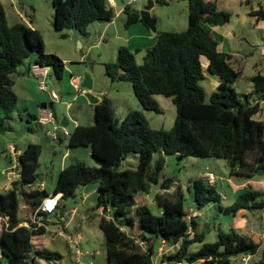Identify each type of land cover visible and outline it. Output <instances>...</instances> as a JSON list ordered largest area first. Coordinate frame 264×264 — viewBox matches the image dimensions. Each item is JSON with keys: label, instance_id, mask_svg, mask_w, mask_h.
Instances as JSON below:
<instances>
[{"label": "trees", "instance_id": "16d2710c", "mask_svg": "<svg viewBox=\"0 0 264 264\" xmlns=\"http://www.w3.org/2000/svg\"><path fill=\"white\" fill-rule=\"evenodd\" d=\"M168 2L167 0H156ZM188 25L185 29H164L157 40L147 47L144 61L136 60V51L121 45L117 59L105 62L106 73L114 80H129L141 104L146 109L161 111L156 94L170 96L176 105L177 116L171 128H154L142 109L133 108L119 120L110 100L104 97L95 105L93 124L78 123L70 131L71 146H91L98 165L84 160L65 165L54 190L63 198L74 195L76 189L97 181V200L93 206L110 207V215L98 214L103 230L108 264H155L154 238H161L177 248L163 256L165 264L181 261L184 264H233L234 257L255 252L260 243L235 228H219V237L205 241L206 231L198 230L196 215L188 218L183 193L178 197L164 194L153 200L162 207L161 213L152 211L141 192H148L152 183L160 182L165 155L179 157L219 156L230 166L229 176L249 179L264 175V118L254 116L260 110L259 101H244L233 85L242 70L233 65L232 54L219 48V41L203 21L209 25L226 24L232 12L219 8L217 0H187ZM55 9L53 25L68 29L70 35L76 25L81 34H88V26L95 20H111L114 7L109 0H52ZM126 25L142 21L141 10L125 4ZM264 19V5L250 11ZM48 64L57 78H62L65 60L55 52H47L42 32L24 19L11 22L0 0V133L8 128L18 95L13 88L14 73L25 59ZM209 60V71L220 77L217 88L206 98L202 84L205 70L202 58ZM255 92L264 96V74L251 76ZM60 138V136H59ZM160 155L154 159V152ZM139 154L135 168L119 169L118 165L130 153ZM41 145L30 142L19 154L20 176L12 186L0 191V213L8 216L9 226L0 231V264H37L45 259L49 264L62 258V253L34 240L48 230L35 228L34 215L42 200L50 192L33 186L39 173ZM174 179L165 176L161 186L169 188ZM195 204L200 209L210 202H218L221 210L236 213L264 207L263 193L254 188L240 192L235 200L224 205L223 195L206 176L193 182ZM21 197L23 202L21 201ZM252 201V202H251ZM60 201L58 212L65 211ZM21 209L27 210L22 215ZM38 214H45L38 211ZM191 220V221H190ZM28 222L27 224L22 222ZM201 246L190 250L191 244ZM178 243V244H177ZM251 264H264V248Z\"/></svg>", "mask_w": 264, "mask_h": 264}, {"label": "rangeland", "instance_id": "374dc122", "mask_svg": "<svg viewBox=\"0 0 264 264\" xmlns=\"http://www.w3.org/2000/svg\"><path fill=\"white\" fill-rule=\"evenodd\" d=\"M7 12L8 18L11 22L13 20L26 18L28 21L37 25L42 32L44 38V46L47 52H55L59 54L66 63V67L62 78H57L55 75L52 77L50 89L59 93L58 99H52L55 102L53 107L56 112V120L58 125V131L61 134V124L63 117L68 118L72 116V113L77 112L78 100L73 99V94L76 92L74 83L71 82L73 76H81L82 81L87 75L90 77L95 76V80L98 82V86L101 88L111 89L116 94L117 99L115 102H111L115 115L121 120L125 116V108H136V104L140 105L152 127L154 128H171L177 116V108L170 96L164 94H156L155 97L159 101L162 110L157 111L154 109H146L141 104L138 96L134 92L133 86L129 80H114L106 73L105 62L114 61L117 59L118 51L121 45L129 46L133 51H136V60L141 63L144 61L146 50L148 45V37H144L141 33V28L149 30L147 23L142 20L135 22L131 25H126V14L123 11V7L129 0H116V4L113 5L115 16L113 20H95L88 26V34H81L78 38L73 37V32L70 35L62 36V32L68 29H57L53 25L55 9L52 4V0H2ZM168 3H162L157 1L150 8L152 16L158 17V23H156L157 29H185L182 25V17L186 18V10L184 11L181 6L182 2L179 0H168ZM188 3L187 0H184ZM149 0H136L131 3L132 7L136 9H143ZM255 6H259V0H252ZM245 3V2H244ZM239 4V3H238ZM229 6V5H228ZM19 9L23 15L17 14L15 9ZM28 11V13H27ZM184 12V13H183ZM186 21V19H185ZM107 24V25H106ZM152 33H158L154 30ZM242 29H238L237 33L241 34ZM247 32V30L245 31ZM240 39V38H239ZM264 30L251 26L245 36L241 39V46L243 53L238 56V59L234 63L244 68V75H240L237 81V89L240 91V95L244 96V91L248 88L250 83H253L246 74L255 72L253 63L259 62L262 73L264 74ZM79 41L82 45H79ZM236 45V43H235ZM250 51L251 53L245 55ZM91 58L88 59V56ZM27 62H33L34 55H31L25 59ZM205 62V57L203 58ZM53 74V71H52ZM15 82L13 88L18 95V101L16 109L14 110L13 117L8 122V128L4 132L0 133V191H5L12 186V180L18 178L15 168V162L17 155L11 150L12 144L19 145L24 149L30 142H36L41 145L40 153V165L38 167L39 176L33 186H37L41 180H45L47 187L50 191H54L55 184L58 180L61 165V158L63 154L68 150L69 136H62V138H55L50 130L53 127L50 123L42 124L36 120L35 117L29 115V111L38 113V109L41 103L45 100V90L39 87V80L33 73H28L25 70V65L20 64L17 71L14 73ZM113 87H109V83H113ZM206 85L207 91L210 90L208 80L203 81ZM87 91L90 86H83ZM256 93V92H255ZM83 96L91 103L90 97L84 92ZM253 102V95L248 96ZM121 98V99H120ZM209 97H207V100ZM74 103L72 107L67 106V101ZM127 109V110H128ZM88 110L83 108L81 113H85ZM257 118H264V112L260 111L254 114ZM70 119V123L66 127L73 130L74 122ZM77 149V150H75ZM72 154L76 151L80 152V158L86 161L90 165H98L97 160H91L88 156L90 146L80 145L75 148ZM160 155L159 151L154 152V159ZM68 161L76 160L73 157H68ZM139 154L137 152L130 153L125 159L118 165L119 169L127 167L135 168L138 165ZM209 166V167H207ZM213 170L218 176L216 188L219 192H226L229 196L231 189L227 184L223 186L220 179L221 175L229 176L230 166L224 157L219 156H194L187 155L185 157H179L176 154L165 155V167L160 178V182L152 183L148 192L140 194L148 203L150 208L155 213H161L162 207L156 203L153 198L158 194H164L169 197H178L182 193L185 196V206L187 210L193 207L198 215L195 217L199 222L197 224L198 230H205V241H214L219 237V228L225 231L232 228L231 223L234 219V214L225 212L220 209L218 202H210L198 208L195 204L194 197V179L201 176L207 171ZM165 176H171L174 181L169 188L161 186V181ZM234 177H232L233 179ZM11 179V180H10ZM235 179V178H234ZM242 180V179H240ZM244 181V180H243ZM96 182L87 184L86 189H83V185L79 186L74 195L64 198L65 206L67 210H71L72 207L77 206L75 215L70 219V215H67L66 221L69 220L65 230L74 232L77 229L80 230L81 236L79 238V246L83 250L97 251L96 257L99 258L98 264H106V242L103 230L98 225V215L93 210V206L96 204L97 194L96 192L90 193V195L84 198L86 192L92 190ZM264 198V193L258 197ZM21 201L22 197H21ZM233 202L230 197H224L221 201L222 204L227 205ZM252 202V201H251ZM250 213L257 212L253 219L264 224V207L251 209ZM20 213L24 215L27 210L21 209ZM191 221V220H190ZM50 224L53 227L59 225L65 226L64 220H54ZM34 240H44L45 245L51 249L58 250L62 253V258L54 261V264H77L75 260L76 248L74 242H69L63 235L52 234L47 231L43 235L35 236ZM155 253L160 249L162 244L161 238H154ZM178 244V243H177ZM201 241H196L190 246V250H196L201 246ZM178 245L170 247V244L163 245L164 249L160 257L170 253L177 248ZM154 253V254H155ZM87 260L88 256H84ZM50 262L45 259H38L37 264H49Z\"/></svg>", "mask_w": 264, "mask_h": 264}, {"label": "crops", "instance_id": "0c3cea01", "mask_svg": "<svg viewBox=\"0 0 264 264\" xmlns=\"http://www.w3.org/2000/svg\"><path fill=\"white\" fill-rule=\"evenodd\" d=\"M114 1H115V4H116V0H114ZM156 2L157 1L155 0L154 3H156ZM168 2H166V3H168ZM179 2H182L181 8L184 11L186 10V13H187L186 14L187 15L186 18L182 17V25H184V27H187V25H188V3H185L184 0H179ZM128 3L131 4L132 2H130V0H129ZM162 3H165V2H162ZM260 3H262L264 5V0H259V4ZM217 5H218L219 8L229 9L232 12L230 21L228 23H226V24H217V25H209L208 23L203 21V24L214 33V35L216 36V38L219 41V45H218L219 48L221 50H223V51H226V52H229V53L232 54L231 61H232L233 65L235 67H237V68H240L242 70L240 75H244V68L242 66L239 67V66H237L234 63V61H236L238 59V56H240L243 53L242 48H240L241 42H242L241 39L243 38V36L246 35V33H248V30L251 29V26L257 27V28H260V29L264 30V19H259L258 20L255 15H252L250 13V11L252 9L258 7V6H255V4L252 2V0H217ZM15 11L20 16L23 15V13L18 8L15 9ZM27 13H28V11H27ZM7 14H8V12H7ZM113 18L111 20H113ZM23 19L25 21H27L28 23H30L32 26L38 28L37 25H35L32 22L28 21V19H26L24 17H23ZM185 19H186V21H185ZM156 23H158V17H157ZM147 26L149 27V30L145 29L143 27V28H141V33L143 34L144 37H148V44H146V45L151 46L157 40V33L156 34L152 33L150 31V29L158 32L159 30H164V28L158 30L157 26H156L155 29H152L148 24H147ZM238 29H242L243 32L241 34H238L237 33ZM246 30H247V32H245ZM235 43H236V45H235ZM261 43H264V40H262ZM250 53L251 52L248 51L247 53H245V55H248ZM204 57H205V62L203 61ZM204 57L202 58V62H203L204 70H205V78L202 80V82L207 79L208 80V84L211 87L210 90L207 91L206 85L204 83H202L204 85V87H205L206 98H207V97H210L211 93L217 88V86H218V84L220 82V77L217 74L209 71V69H208L209 60H208V58L206 56H204ZM33 62H34V60H33ZM32 63L31 62L29 63L26 60L24 62H22V64L25 65V70L28 73H32V71H31V64ZM28 65L30 66V68L27 69ZM253 66L256 69L255 72H250L249 74H246L248 76V78L252 82H253V80H252L251 76L253 74L257 73V72H262L258 61H255V63H253ZM65 67H66V63H65ZM52 71L53 70L51 68L49 76H48V80H49V77H51V79H52V77L55 75L54 72L52 74ZM238 79L235 82H233V85L236 87V89H237V81H238ZM71 82L74 83V86L76 88V92H74V94H73V99L78 100V104H79L78 108L76 110L77 112L72 113V116L69 117L75 123L74 126H76L78 123L93 124L94 121H95V116H94L95 105H96V103L102 101L104 97H107L110 100V102H112V103L115 102L116 99H117L116 94H114V92H112L111 89L107 90V88L103 89V88L98 86V82H97V80H95V76H92V77L89 76L88 83H89V86L91 88H89L88 91L85 88L81 87V84H82V77L81 76H79V75L78 76H73L72 79H71ZM113 86H114V82L113 83H109V87H113ZM237 91L239 92V94H241L238 89H237ZM84 92L85 93L86 92H90L91 93V95H92L91 96V98H92L91 99V103H90V101L88 99H86L83 96ZM243 93H244V96L240 95V97L244 101H249L250 104H254L257 101H259V104H260V110L259 111L261 113L264 112V96L262 94L257 93V92L255 93L254 82L250 83L248 88ZM58 95H59V93H58ZM249 95L250 96L253 95V102L248 97ZM59 97H60V95L58 96V98ZM58 98H55V99H58ZM73 104L74 103L72 102V100L71 101H67L68 108L72 107ZM54 105H55V102H54ZM83 108H87L88 110H86L85 113L84 112L81 113ZM136 108L140 109V105L136 104ZM127 109L128 108H125V110H124L125 111L124 112L125 115L127 114V112L129 110L133 109V107L129 108L128 110ZM40 111H41V105H40V107L38 109V113L39 114H40ZM29 115L35 117L36 120H38L39 115L35 114L33 111H31V109L29 111ZM55 116H56V112H55ZM69 118H68V124L70 123V119ZM38 122H40V121L38 120ZM42 124H44V123H42ZM66 128L69 129V131H72L71 128H68V127H66ZM73 129H74V127H73ZM62 136H66V135H64L61 132L60 138H62ZM8 145H11V150L17 155V160H16L15 163L19 162L18 157H19V154L21 153V151L23 149L19 145L12 144L11 142H9ZM77 147L78 146H71L70 144H68V150L63 154V156L61 158V165L59 166V169H62L65 165H67L70 162L83 160L82 158H80L81 154H80L79 151H76L75 154H72L73 150L75 148H77ZM75 150H77V149H75ZM164 155H166V154H164ZM88 156H90L91 160H93V159L96 160L94 158L93 154H92L91 146H90V150L88 151ZM68 157H73L76 160L68 161L67 160ZM207 167H209V166H207ZM14 169L17 171V174H18V177H19L20 176L19 168L15 167ZM209 171L214 172L213 170H209ZM209 171H207V173ZM207 173L205 172L202 175L206 176ZM215 175H216V179L213 182L214 184H216L217 180H218L217 174H215ZM232 177L233 176H225V175H221L220 176V179L223 180L221 182L223 184V186L228 183V185H229V187L231 189L230 196L226 192L224 194L222 192L223 198L224 197H230L234 201L235 198L239 195V193L244 191L247 188L258 189L262 193H264V175H260L259 174V175H256L253 178L242 179V180H240L238 178H235V177H234L235 179L234 178L232 179ZM15 179H17V178H15ZM15 179H13V180H15ZM41 182H44V185L40 187L39 185H40ZM93 182H96V184L93 186L91 191L86 192V194L84 195L85 196L84 198L88 197L90 195V193H92V192H96V194H97L98 182L97 181H93ZM90 183L91 182H89L87 184H90ZM87 184H84L82 188L86 189V187L88 186ZM37 186H39L40 188L48 189L45 180H41ZM54 191H50L49 190L50 193H52ZM58 193L60 195V201L62 203H65L64 202V198L62 196L63 192L60 191ZM141 193H143V192H141ZM76 210H77V206L72 207L70 211L65 209L63 214L66 213V215L64 216V218L61 219V220H64V222H65V226H63V227H67L68 224H69V220L66 221L67 215H70V219H71L75 215ZM71 212L72 213L74 212L73 216L71 215ZM94 212L96 213V215L102 214V213H100V209L99 208H97ZM250 212L251 211L249 209H247V208L239 209L236 213H234V219H233V221L231 223V225H232L231 227L237 229L239 232H242V233H245V234L251 236L255 241L260 243V247H261V246L264 245V224L258 222L256 219H253V214L255 216V214L257 212H254V211H253V213H250ZM197 215H198V213L196 214V216ZM76 231L80 232L79 229H77ZM80 235H81V233H80ZM37 242H39L40 244H45L44 240H40V241H37ZM164 245H166V244H164ZM161 246H163V245H160V248H161ZM173 246L174 245H170V247H173ZM84 251H86V252L84 253L83 258L86 255V256H88L87 260L93 259L94 260V264H98L99 263V258L96 257L97 251H93V250H84ZM89 252L94 253V254L91 255ZM160 254H162V251H160V249L154 254L155 264H165V262L163 261V256L164 255L162 257H160ZM106 262H107L106 264H108V257L106 258ZM169 264H172V263H169Z\"/></svg>", "mask_w": 264, "mask_h": 264}, {"label": "built area", "instance_id": "2783aa9c", "mask_svg": "<svg viewBox=\"0 0 264 264\" xmlns=\"http://www.w3.org/2000/svg\"><path fill=\"white\" fill-rule=\"evenodd\" d=\"M112 5L115 4L114 0H109ZM136 0H130V2H134ZM130 4V3H129ZM51 66L48 64H41L39 62L34 61L31 64V71L34 75L38 77L39 80V87L43 90L49 89L51 99L58 98V93L55 90L50 89L49 87V81H48V76L51 70ZM38 120L41 123L48 124L50 123L51 126L53 127V130H50V133L55 137L59 138L60 132L58 131V128L60 127L57 123L56 117H55V112L53 107H43L41 106V111L40 115L38 117ZM62 130L61 132L64 135H69L70 131L69 129L66 128L64 124H61ZM15 167L19 168V162L15 163ZM206 177L209 182L213 183L216 179V175L214 172L209 171L206 174ZM44 185V182L40 183V187ZM60 204V195L59 193H49L44 197L42 200L41 204L39 205L38 209L35 212L34 215V223H35V228L44 226L48 231L52 232V234H59L63 235L69 242H74L75 248H76V256L75 260L77 264H94L93 259L85 260L83 258V255L86 251H84L80 246H79V238H80V232L79 231H74L70 232L65 230V228L62 225H59L57 227H53L52 224H50L54 220H61L64 218L66 213H60L58 212V205ZM100 209V213L110 215V207L108 206L107 208L104 207V205H101L98 207ZM38 211H44L45 214H38ZM74 213V212H73ZM73 213L71 212V215L73 216ZM197 214V211L191 207L188 210V218H192V216H195ZM27 224L28 222H23ZM10 224L8 216L5 214L0 213V231L3 227H8ZM162 244H166V241L164 239L161 240ZM264 248V245L259 247L257 251L255 252H247V253H242L234 257V262L233 264H251L253 260L257 259L260 256L261 250ZM164 247L161 246L160 251H163ZM91 255L94 253L89 252ZM172 264H184L181 261H174Z\"/></svg>", "mask_w": 264, "mask_h": 264}, {"label": "water", "instance_id": "95a60500", "mask_svg": "<svg viewBox=\"0 0 264 264\" xmlns=\"http://www.w3.org/2000/svg\"><path fill=\"white\" fill-rule=\"evenodd\" d=\"M154 2L155 0H149L148 4L143 8L141 9V16L143 18V20L152 28V29H155L156 28V18L154 16L151 15L150 13V8L154 5ZM72 32H73V37L75 38H78L80 35H81V31L80 29L75 25L73 28H72ZM79 45L81 46L82 45V42L79 41ZM91 58V55L88 56V59ZM30 68V66L28 65L27 69ZM88 80H89V76L87 75L86 78L82 81V85L83 86H89V83H88ZM49 87H50V84L52 82V79L51 77H49ZM86 94L91 98V93L90 92H86ZM45 100L41 103V106L43 107H53L54 106V101L51 100V95H50V91L49 89H46L45 90ZM62 123L64 125H68V117L65 116L63 117L62 119ZM54 193H58L56 191H54ZM108 262H110L109 258H108Z\"/></svg>", "mask_w": 264, "mask_h": 264}]
</instances>
